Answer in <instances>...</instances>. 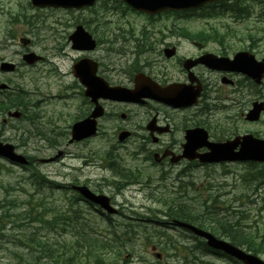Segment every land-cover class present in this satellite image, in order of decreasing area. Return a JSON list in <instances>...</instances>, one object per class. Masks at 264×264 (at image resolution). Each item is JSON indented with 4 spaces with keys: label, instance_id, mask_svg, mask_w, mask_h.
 I'll list each match as a JSON object with an SVG mask.
<instances>
[{
    "label": "rangeland",
    "instance_id": "obj_1",
    "mask_svg": "<svg viewBox=\"0 0 264 264\" xmlns=\"http://www.w3.org/2000/svg\"><path fill=\"white\" fill-rule=\"evenodd\" d=\"M78 23H82L99 41L95 55L103 54V49L109 45L111 49H135L136 38H141L143 47L150 45V49H163L170 45H175L176 49H198L184 29L194 33L205 32L212 27L220 41L210 38L214 33L207 32L210 40L208 43L200 41L202 49H229L234 52L249 49L248 45H252V49H257L256 57L264 59V30L257 27L264 22H227L219 17L187 19L169 13L146 17L130 11L123 2L116 0H99L92 9L78 11L33 8L29 0H0V56L11 58L19 65L15 73L1 76L22 89L28 101L27 110L37 113V117L12 118L7 123L2 121L7 118L5 112L4 115L0 113V141L14 144L19 152L34 158L26 168L0 160V205L3 206L0 209V264H25L30 259L34 260V264H57L52 254L67 259L68 252H73L72 258L60 264H240L203 250L189 232L175 227L164 218L159 200L171 197L176 201L175 198L180 196L179 201L187 203L189 208H207L218 212L217 217H222L224 222H237L264 233V183L250 177L246 180L241 178L249 168L247 163L232 162L206 167L152 166L130 155L136 151L138 141L135 143L131 138L122 144L112 130H104L108 117L100 120L102 128L95 137L67 144L70 126L78 118L75 116L80 115L81 95L72 74V64L80 53L72 50L68 40V35ZM142 29L147 32V41L141 35ZM21 37L29 38L30 44L21 45ZM28 49L45 59L32 65L23 63L21 55ZM13 50H17L18 54L14 55ZM126 59L115 57L118 65H129L131 59ZM128 70H134V66L131 64ZM258 92L259 96H252L251 100L258 97L264 102V78ZM251 100L243 108L244 111ZM30 103H36V108L32 109ZM240 110L241 107L232 113L222 111V136L228 139L254 132L263 138L264 113L259 121L251 123L239 115ZM175 112L182 115L187 111ZM213 116L220 121V113ZM53 155H58L53 161H37ZM261 165L256 163V167ZM114 166L117 167L113 168L115 174L112 171ZM120 169L133 173L123 180L119 178ZM181 169L188 173L180 177L183 182L176 180ZM37 171L56 181V187L45 188L46 197L39 200L46 203L34 206L33 203L42 195L35 193L30 197L34 192L30 175ZM163 178L166 180L162 181ZM188 181L192 184L181 187ZM60 183L64 185L63 190L57 186ZM72 183H84L92 190L108 195L118 209L119 217H106L84 201L73 199V208L80 213L71 211V214L78 222L70 225L60 213L54 227L44 221L47 228L42 229V221L31 220L32 217L47 216L40 213L46 210V206L51 211H70L69 197L74 192L69 189ZM50 205H56L57 209ZM122 213L131 216L133 223L140 222V226L134 224L126 230L129 232L120 233ZM59 217L62 218L60 223ZM23 226L39 228L38 232L45 230L47 239L39 237V241L44 243L40 247L41 252L25 241L28 240V233H23L26 231ZM113 228L120 230V236L114 241L110 234ZM156 232L160 237L155 235ZM92 235L108 243L104 245V250L97 253L100 254L97 257L90 252V248L94 247L86 244L85 237ZM168 235L174 242L170 246L164 243ZM157 252L162 255L159 260L155 256ZM258 255L264 260V253Z\"/></svg>",
    "mask_w": 264,
    "mask_h": 264
},
{
    "label": "flooded vegetation",
    "instance_id": "obj_2",
    "mask_svg": "<svg viewBox=\"0 0 264 264\" xmlns=\"http://www.w3.org/2000/svg\"><path fill=\"white\" fill-rule=\"evenodd\" d=\"M208 9L213 14L214 12L219 14L217 16L227 22L246 19L264 20V0H214L204 3L199 8L176 10L171 14H179V17L190 15V17L204 18L202 16L210 15L205 12ZM193 44L198 49H140L138 57H133V60L139 61L140 66L132 71L128 70L131 64L124 66L113 61V54L109 50H105L104 54L99 55H95L94 50H81L80 56H89L97 61V74L111 85L130 88L134 84V75L140 73L143 85L153 84L156 94L160 92L167 99L173 94H169L166 89L173 84L180 85L184 90L175 96L184 93V95L197 93V102L192 106L173 107L167 102L157 101L147 96L141 99V104L99 100L104 107V117H101H108L103 128L112 130L114 134L123 130L128 131L130 134L128 139L134 138L138 141L136 146H138L139 152L136 153V156H144L146 161H154V154H157L155 166H184L194 162L181 155L188 141L186 135L189 131L195 130V128L204 130L209 143L227 140L222 136V111L232 113L241 107L239 115L242 117L258 101V97L251 100L252 96H259V87L253 82V79L234 70L230 63L222 65V58L228 57L231 60L236 52H249L255 59L264 60L256 57L257 49H252V45H248L249 49H237L232 52L229 49H202V44L199 41H193ZM133 51L132 54L138 53V49H133ZM89 52L91 55H87ZM13 54H18V51L13 50ZM204 56L210 58L208 63H212L211 60L216 58L217 64L214 62L213 66H210L198 60ZM121 57L125 58V54ZM3 61L14 62L11 58L0 56V83L5 81L1 75L7 73L1 69ZM14 64L16 67L17 63L14 62ZM8 84H10L8 89H0V101L9 99V93L14 92L17 88L11 81ZM78 85L81 95L78 108L80 112H84L81 116L83 118L90 113L92 103L89 98H83V87L81 84ZM249 100H251L250 106L244 111L243 108L246 107ZM2 110L0 107V113L8 114L9 109ZM18 110L21 112L19 117H23V111L19 108ZM177 110L187 112L178 115L175 112ZM215 113L221 114L219 122L218 118L213 116ZM8 119L12 118H3L2 121L7 123ZM97 125L100 128L101 122ZM252 133L254 136L257 134ZM205 149L206 147H202L199 150L204 151Z\"/></svg>",
    "mask_w": 264,
    "mask_h": 264
},
{
    "label": "water",
    "instance_id": "obj_3",
    "mask_svg": "<svg viewBox=\"0 0 264 264\" xmlns=\"http://www.w3.org/2000/svg\"><path fill=\"white\" fill-rule=\"evenodd\" d=\"M128 4L134 8L146 11L148 13H155L162 9H180L200 6L208 0H125ZM93 0H32L33 5H53L62 7H80L84 5H90ZM72 40L73 48L77 49H92L95 46L91 36L84 32L82 27H77L76 30L69 36ZM172 49V48H171ZM37 59L33 54L24 56V60L32 63ZM210 58L203 57L200 61L207 65L213 66L212 63L217 60L212 59V63L207 61ZM233 66L234 70L241 71L246 75L253 78L256 82H260L264 74L263 61L257 62L254 57L248 53H237L232 62H228L226 58H222V65ZM74 73L79 79L86 85L87 89L85 94L96 99L98 96L109 97L113 99L134 100L138 98L139 91L133 92L132 90H121L117 87H108L101 79L94 76V67L90 60L81 59L74 65ZM194 99L195 97L192 96ZM181 102L180 98L175 99V102ZM193 102V99L192 101ZM263 109V103H254L253 109L247 115L249 120H257L260 111ZM101 114V109L96 108L91 116H97ZM13 115H17L13 113ZM73 138L81 139L90 136L95 133V124L90 118H86L82 121L76 122L73 125ZM126 134H120L119 138L123 139ZM188 140L184 146L183 155L188 159L197 158L200 162H218V161H256L264 163V139L254 138L251 134H246L241 137H236L233 140H227L225 142H208L207 133L201 129H195L188 132L186 135ZM202 146H207L208 151L205 153H197L196 150ZM238 147V150H235ZM0 155L24 164L27 160L21 154H16L13 151V146L0 142ZM76 189L80 194L100 205L106 211L112 213L115 209L109 204V198L102 194H94L84 185L77 186ZM178 225L187 228L195 235H198L206 240V245L212 249L221 251L229 255L230 257L242 262L243 264H264V261L258 258L256 255L250 254L243 249L235 246L221 238H217L213 234L203 229L197 228L188 223L176 222Z\"/></svg>",
    "mask_w": 264,
    "mask_h": 264
},
{
    "label": "trees",
    "instance_id": "obj_4",
    "mask_svg": "<svg viewBox=\"0 0 264 264\" xmlns=\"http://www.w3.org/2000/svg\"><path fill=\"white\" fill-rule=\"evenodd\" d=\"M184 31L187 32L189 37H195L196 39H201V40H206V38L209 39L207 34H203V32H189L186 29H184ZM211 33H214L210 38H213L216 41H220L219 39V35L214 32V30L211 31ZM146 35L144 34V37ZM145 41H147L146 37H145ZM15 103H9V105H12ZM249 168L247 170H245L244 174L241 175V178L243 180H246L248 177L254 179L257 182L260 183H264V177H263V169L261 166L256 167L255 163H247ZM123 178H126V176H123ZM129 177H127L126 179H128ZM191 185L192 182L188 181L187 183L181 184V187H186L187 185ZM169 197V196H168ZM168 198H162L161 200H159L160 202V207L161 210L160 212H162L165 216H168L169 218L172 219H178L180 221H184V222H188L191 224H194L196 226H198L199 228H203L206 230H212V232L218 234V235H222L223 237L227 238L231 243L244 247L245 249H247L248 251H251L255 254L258 253H264V233H260L258 228H255V230H253V227H246L244 225H240V224H236L229 222V221H223L222 217H217V213L216 211H209L207 208H205L204 210H198L196 208H189L188 204L183 202V201H179L180 200V196H177L175 199L176 201L169 197ZM264 200V198H263ZM179 201V202H178ZM212 202H214V199H211ZM203 202V201H202ZM52 208H56L57 207L55 205L51 206ZM40 213H44V212H40ZM61 211L56 210V211H51L50 209L45 212V215H40V217H32L31 220H35V221H45L48 222V226H55L56 224V217L58 214H60ZM80 213V212H79ZM67 217V221L69 222L70 225H72L74 222H78L77 218H74V215H72L71 213L66 214ZM65 217V219H66ZM61 218H59V223H60ZM51 221H55V222H51ZM212 223V224H211ZM126 229H124L123 231H120V233H127L129 231H126L128 229H130V225L127 224ZM42 228H47L45 225ZM83 229V228H81ZM155 235L157 237H160L157 232L155 233ZM120 235H117V233L115 231H113V241L116 240ZM39 237H41L38 233V229H35L34 232H31L28 235V240H25L27 243H29L30 245H32V247L38 248L39 252H41L40 247L44 246V243L42 241H39ZM85 237V236H84ZM169 238V239H168ZM168 238H165L164 243L167 244L168 246H170V244H173L174 242L170 239L171 237L168 235ZM86 239V244L89 243V247H94V248H90V252L95 255L94 257L99 256V253L101 250H104L105 244H108L107 241H102L97 239L95 236H91V237H85ZM120 241V240H119ZM197 242H199V244L201 245L202 249L205 250L206 252H210L213 254H220L217 251H212L211 249H209L203 240L198 239ZM79 244V243H78ZM119 247H121L122 245L119 243ZM48 246V245H47ZM167 246V247H168ZM88 247V245H87ZM171 248V247H170ZM72 253L73 252H68V257L67 259H62V256L53 253L52 257L56 258L55 261L57 264H60L63 260H66L68 262V260L70 258H72ZM71 254V255H70ZM65 261V262H66ZM25 264H34V260L30 259L27 260L25 262Z\"/></svg>",
    "mask_w": 264,
    "mask_h": 264
},
{
    "label": "bare ground",
    "instance_id": "obj_5",
    "mask_svg": "<svg viewBox=\"0 0 264 264\" xmlns=\"http://www.w3.org/2000/svg\"><path fill=\"white\" fill-rule=\"evenodd\" d=\"M8 89V88H7ZM5 90V89H4ZM209 108H210V106H208ZM202 127V126H201ZM183 157V156H182ZM181 158V157H180ZM172 162V161H171ZM177 162V161H176ZM173 163H174V161H173ZM178 220V219H177Z\"/></svg>",
    "mask_w": 264,
    "mask_h": 264
}]
</instances>
